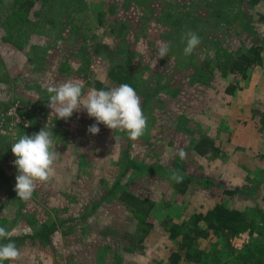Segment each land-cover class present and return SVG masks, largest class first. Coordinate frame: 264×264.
<instances>
[{"label":"rangeland","instance_id":"374dc122","mask_svg":"<svg viewBox=\"0 0 264 264\" xmlns=\"http://www.w3.org/2000/svg\"><path fill=\"white\" fill-rule=\"evenodd\" d=\"M32 2L27 26L11 14L19 7L15 0H0V226L21 254L4 264H165L175 243L162 221L182 223L220 203L242 210L255 226L230 238L229 246L216 236L201 248L220 254L211 264H236L252 240L264 237V126L259 129L261 116L253 112L264 113V52L263 65L247 78L229 74L227 61L264 45V2L257 8L249 0ZM11 22L19 34L9 40ZM188 30L201 43L185 56L181 37ZM161 42L171 50L158 59ZM67 81L80 83L84 96L130 84L147 117L145 134L132 141L100 124L92 135L87 129L96 121L84 110L57 119L45 86ZM44 127L58 152L55 175L38 182L25 202L14 190L11 146ZM201 134L214 141L218 157L194 151ZM180 148L187 152L183 161ZM178 166L196 180L243 191L229 197L205 182L180 196L169 178ZM127 186L157 203L149 219L155 229L134 249L138 222L120 201ZM52 223L57 230L48 240L31 238ZM243 234L249 241L238 247Z\"/></svg>","mask_w":264,"mask_h":264},{"label":"trees","instance_id":"16d2710c","mask_svg":"<svg viewBox=\"0 0 264 264\" xmlns=\"http://www.w3.org/2000/svg\"><path fill=\"white\" fill-rule=\"evenodd\" d=\"M25 1L26 2L23 0H15V2L19 4V7L15 8L11 14L21 17L26 22L27 26H32L33 23L28 19V10L34 5V2H32V0ZM263 2L264 0H249L252 8H257ZM259 15L261 19L264 20V14L260 13ZM5 31V38L9 40L16 38L19 34V32L14 33L12 22L9 23ZM263 52L264 45L260 44L253 49L252 52L250 51L231 56L227 61L229 74H237L243 78H247L255 67L263 65ZM204 66L210 67V64L205 62ZM235 89V86H232L227 90L233 93ZM253 112H255V115L259 114L261 116L259 123V129H261V126H264V113L259 110H253ZM193 149L200 156H210V154H214L213 156L218 157L219 155L218 147H216L214 141L206 135H202L198 140L193 142ZM177 170H179L184 177L181 183H174V189L180 196L188 194L193 186L199 187L205 182L209 183V189H222V194L229 197L238 196L243 191L239 187L234 189L219 187V184L215 183L214 180H196L194 177L185 174V169L182 166H178ZM120 201L138 222L135 230L136 243L133 244L135 245L133 249L138 246L143 247V243L155 229L154 223L149 219L156 209L157 203L148 198L138 197L128 190V186L121 190ZM162 224L165 226L169 238L175 243V249L171 252L169 260L165 264H211L210 259H213L212 256L215 257L214 260H218L220 254L215 252L216 255H212V248H201L202 242L217 236L228 244L230 238L245 231L249 227L255 226L251 218L242 210L228 207L222 203L216 204L205 213H194L190 216L189 220L182 223H175L170 217H166V219L162 221ZM56 230V224L52 223L46 225L37 232L36 235L30 237L33 240L38 238L40 240H48L52 235L51 233ZM19 239L20 238H16V240ZM263 239L264 237L261 240H252L251 244L246 246L245 249L237 255L236 264H264Z\"/></svg>","mask_w":264,"mask_h":264},{"label":"clouds","instance_id":"9594fccd","mask_svg":"<svg viewBox=\"0 0 264 264\" xmlns=\"http://www.w3.org/2000/svg\"><path fill=\"white\" fill-rule=\"evenodd\" d=\"M185 44L183 53L191 55L200 45L201 38L192 31H185L181 37ZM61 42H58V44ZM171 50L170 42H161L158 46L157 56L162 59L168 56ZM48 93V107L56 114L57 119L67 121L74 112L86 111L89 118H94L96 123L90 125L88 133L96 135L103 124L113 133L126 132L130 140L141 138L147 129V117L144 115L140 97L135 89L128 83H122L110 90L93 89L83 95L80 83L67 81L59 85H46ZM53 132L42 128L38 133L19 136L11 146V151L16 157L14 166L17 169L15 191L22 201H29L37 187V183L49 182L55 175L53 165L57 160L58 152L53 144ZM117 142L120 137L114 134ZM180 160L187 158V152L180 148L177 152ZM170 179L176 183L183 181V175L177 169L170 170ZM0 264L5 261L20 259V251L11 241V232L0 226Z\"/></svg>","mask_w":264,"mask_h":264},{"label":"built area","instance_id":"2783aa9c","mask_svg":"<svg viewBox=\"0 0 264 264\" xmlns=\"http://www.w3.org/2000/svg\"><path fill=\"white\" fill-rule=\"evenodd\" d=\"M249 241V235L248 234H243L241 236V239H237V246H242L243 243H246Z\"/></svg>","mask_w":264,"mask_h":264}]
</instances>
